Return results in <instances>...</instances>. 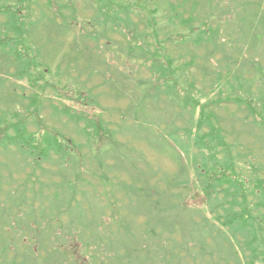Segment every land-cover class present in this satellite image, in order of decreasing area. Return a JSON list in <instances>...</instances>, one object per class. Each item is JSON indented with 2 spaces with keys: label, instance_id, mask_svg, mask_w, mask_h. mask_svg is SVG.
<instances>
[{
  "label": "rangeland",
  "instance_id": "obj_1",
  "mask_svg": "<svg viewBox=\"0 0 264 264\" xmlns=\"http://www.w3.org/2000/svg\"><path fill=\"white\" fill-rule=\"evenodd\" d=\"M99 1L102 4L98 0H54L53 4L21 0L29 31L11 34L15 42L31 49L23 58L33 66V82L28 75H18L23 67L11 57L14 53L4 58L11 48L0 31V122L3 116L11 118V111L27 115L21 102L32 103L33 95L40 92L39 116L26 117L30 130L65 134L70 138L65 143L75 152L60 165L67 171L62 174L64 181L57 154L52 152L41 161L45 169L33 176V155L26 159L24 152L15 154V146L9 151L0 145V264H264V239L256 241L254 249L260 257L253 262L256 251L248 247L244 234L249 230L252 236L256 231L261 235L264 207L241 213L249 216L245 227L254 225L238 233L236 244L226 240L235 228L216 220L223 206L228 212L239 197L242 206L251 207L247 192L257 189L255 201L264 194V186L259 185L264 182L260 109L264 107V91H260L264 84V0ZM112 3V14L125 20L121 32L120 26L117 31L106 29L103 21L96 23V6L107 8ZM152 16L157 20L154 26ZM6 20L0 15V30L5 29ZM205 20L216 40L197 43L187 31ZM90 33L100 34L98 44ZM130 37H135L132 42ZM134 42H148L151 51L161 42L182 76V89L191 85L196 99L204 104L212 100L206 112L216 119L208 127L215 124V136L221 128L227 143L223 156L230 167L224 165L221 154L220 161L210 160L209 167L201 164L197 171V157L211 155L193 151L189 143L190 137L196 138L197 121L203 119L200 109L189 105L185 109L183 98L172 105L166 92H158L159 96L153 89L145 93L139 85L145 84L142 79L152 78L154 62L149 59L145 64L143 58L128 57ZM80 91H90L92 98L75 101L73 96ZM245 95L253 99L246 102ZM63 103L93 118L94 126L87 131V122L75 123L56 112ZM250 104H256L258 111L252 112ZM108 130L110 137L106 138ZM191 131L194 134L188 136ZM213 137L210 134L205 139L212 142ZM104 170L110 179L130 185L135 196L125 201V191L122 201L106 196L117 189L115 181H101ZM199 170L211 179L226 178L236 192L235 199L229 204L225 184L220 200L215 193L207 203L197 185ZM189 180L192 183L186 187ZM147 186L152 197L146 196ZM249 197L253 199L254 194ZM147 199L160 200V205L154 207ZM184 201L187 205H180ZM227 217L228 213L221 223H227ZM238 225L243 222L238 220ZM57 246H63L66 253L49 254Z\"/></svg>",
  "mask_w": 264,
  "mask_h": 264
},
{
  "label": "trees",
  "instance_id": "obj_2",
  "mask_svg": "<svg viewBox=\"0 0 264 264\" xmlns=\"http://www.w3.org/2000/svg\"><path fill=\"white\" fill-rule=\"evenodd\" d=\"M9 1V2H8ZM0 0V15H4L7 17V20L4 24L5 29L0 30L2 33H4L7 36V40H9L8 42L10 44H8L7 46H9L11 48V50L9 51L8 56H4V58H10L9 56H11L13 53L14 54H18L19 55V60L18 57L12 55L11 57L15 58L17 61H20L21 65L23 67V69L18 73V75L20 77L23 78L24 75H28L29 80L31 81V71L30 69H32V65L30 61H27L26 58H23L24 52L27 50H31L27 45H25L22 42H15L13 39V35L11 33H16L18 35H24L27 34L29 29L27 28L28 26V22H27V18L25 16V13L23 14V5L21 0H15L16 2L11 0ZM24 1H28V0H24ZM54 0H49L50 4H53ZM97 1V0H95ZM143 0H139V3H143ZM219 1V0H218ZM212 2V1H210ZM98 3L102 4L99 0ZM132 3V2H131ZM113 4V3H112ZM135 4V2H133L131 5ZM121 9H125L124 6H119ZM127 7V6H126ZM96 10L98 12V16H97V21L96 23H102V21L104 22V26L106 27V29L108 28H113L115 30L118 31L117 27L120 26V32L121 30H123L121 27V23L122 21H125L121 18H117V14L114 15L112 14V12L115 11L114 8V4L104 8L101 5L96 6ZM121 11H125V10H121ZM222 11H224V8L222 9ZM156 11H153V13ZM179 15V14H178ZM64 19H67L65 16H62ZM109 20V23H107ZM155 20V21H154ZM152 25L154 26L155 24L154 22H157L156 20V16H152L151 20ZM188 23L190 21V19L186 20ZM206 22V20H205ZM203 23L200 24L198 26H193L191 27L187 32L189 33L188 37L193 38V41H197V43H202V42H211V41H215L216 40V33H214L213 29L210 28V24L209 23ZM116 26V27H115ZM86 34H83V36H85ZM89 35L92 36L93 39L99 40L100 39V34H94V33H90ZM184 36H187V34H183ZM194 35H197V37H193ZM208 36V38L206 37ZM141 37V36H140ZM88 38V37H87ZM135 38V37H132ZM131 39V42L133 41V39ZM137 38V37H136ZM208 42V43H209ZM161 43V42H160ZM160 43L155 44V50L151 51L149 48V43H136L134 42L133 44L130 43L129 49H130V55L128 57H131V55H133L134 57H138V58H143L144 63L146 64L149 59H152V61L154 62L153 65L150 68V73H151V77L154 78H149V79H142L145 84L143 85H139L140 87L144 88L145 93H150V90H155L157 93L161 92L164 93L166 92L168 97L171 98V102L170 104L175 105L177 103V100H180V98H183V106L186 109L187 105H189L188 107H193L196 110L200 109V113H201V118H203L202 120L200 119L199 121H197L198 125H197V130H196V138L190 137L189 139V143L191 148H193V151L196 150L198 151V149L207 152L209 154H211L208 157H197V171L200 167V165H206V167L210 166V160H216L215 158H221V154L222 156L224 155L225 150H227V143L226 140L224 138L223 132L220 128L219 130V134L218 136L216 135V126L214 124V128H210L208 127V124L212 123V120L216 119V116L211 113V112H206L208 111V108L210 106L212 100L208 99L206 102L207 104H204L203 101L196 99V97L193 95L192 89L189 88L191 85H188L187 89H182L181 86H184V84L181 82V77L178 76V74L176 73L178 71V68H174L175 62L174 59L171 57L167 56V51L164 49V46H162ZM98 44V42H97ZM108 46V45H107ZM86 48V47H85ZM86 50H89V48H86ZM138 50V51H137ZM137 51V52H136ZM161 51V53H160ZM139 52V53H138ZM145 55V56H144ZM169 59V60H168ZM40 67V66H39ZM183 71V70H182ZM41 71H39L40 73ZM148 81V82H146ZM33 82V81H31ZM36 83H39L38 80L35 81ZM52 83V82H51ZM148 83V84H147ZM53 86V85H51ZM40 85H37V88H40ZM46 86H43V91L45 90ZM260 91H264V84L261 85L260 87ZM181 91H183V93L181 94ZM57 93V92H55ZM61 93V92H60ZM159 93L156 94L159 96ZM32 94V93H31ZM62 94V93H61ZM90 91H88L87 93H83L82 91L78 92L77 96H73L75 101H84V99L88 100L89 98H92L90 95ZM246 102H249V99H253L252 95H245ZM43 96L40 92H36L33 95V101L32 103H25L23 100L22 105L27 109L26 114H19L18 112H13L11 111L10 113H12V117L10 118L8 115L3 116V119L0 122V145L3 144L4 150H14L10 147L15 146L16 149V153L24 152L25 155H23V157L27 159L28 158L32 159L31 155H33L34 157V162L35 166H32V164H28L26 163L25 165H30L32 166V175L34 176L36 174L37 170H41V169H45L41 167V161L43 160H47L51 157L52 152L55 153V155L57 154L59 156V166L60 165H65L68 161L69 158H72L73 155L75 154V152L70 151V147L68 145V143H65V139H69L68 141L70 142V138L66 137L65 134L59 133V132H53V131H49V130H42L39 129L37 131L34 130H30L29 128V124L27 123L26 117L27 116H34V117H38L40 114V111L42 110V106H43V100H42ZM159 99V98H158ZM158 99H156V101H158ZM245 100V98H244ZM89 101V100H88ZM241 102V101H240ZM251 102V101H250ZM82 103V102H81ZM252 112H257L258 110V106H256V104L251 105L250 104V108H249ZM261 109V113H262V117H264V107L263 105L260 106ZM56 112H60L61 114L67 116L69 118L70 121L75 122V123H79L81 120L87 122V125H85L86 130L88 131L89 128H91L92 126H94L95 121L93 120V118L91 117H84L82 114L80 113H76L74 112V110L72 109L71 106L66 105L65 103H63L62 108H55ZM7 113V111H6ZM82 116L84 118H82ZM205 123V125H207V127H202V125ZM214 123V122H213ZM194 134L193 131L188 133V136H192ZM212 135L216 138L217 144L215 143V138L213 137L212 142L206 140L205 138L208 135ZM89 141L92 140V136L91 135H87ZM110 137V131H107V135L106 138ZM114 139V137H113ZM202 143V144H201ZM20 152V153H21ZM97 153V152H96ZM98 154V153H97ZM203 155L206 156L205 153H203ZM224 161L225 159L227 160V158L225 156H223ZM218 161H220L218 159ZM226 163H224V165H228V167H230L231 165H229L230 163L228 161H225ZM113 169V168H111ZM230 169V168H229ZM227 170V169H226ZM59 173L62 175L65 172H67L63 167L60 166V169L58 170ZM105 172H103L102 176H100L101 181L105 180V179H110V176L108 175V172L106 170H104ZM66 174V173H65ZM31 177L28 176V181L29 178ZM62 177L64 178L65 181V177L66 175H62ZM78 177V175H76V178ZM99 177V176H98ZM198 182L199 184H197L198 186L201 187V193L204 194V196L206 197V202L208 203L210 198H212L215 193L217 196L220 195V191L223 188V186L226 184L228 187L226 188V194L228 195V197H230L231 199H229V204L235 199L234 197V193H236L235 191H231L233 186H230V184H227V179H223V178H218V179H211L210 177H208L205 173L204 170L201 171L200 170L198 172V176H197ZM115 181V182H113ZM260 181V180H259ZM113 182V186L114 188H116L117 190L115 192H106V196L108 197H116L119 200H123L124 197V193L123 191H125L126 196L124 197V201L126 199L131 200L133 198V196H135V194L132 192V187L128 184H126L125 182H123L120 179H116V180H112ZM184 182V181H183ZM189 182V183H188ZM188 182H185L184 185H186V187L189 186L190 183H192V180H189ZM211 182L213 183V185H217L216 187H214V189H212L213 185H211ZM65 183V182H63ZM63 183L62 185L58 184V188H60L61 186L63 187ZM122 183V184H120ZM233 183V182H231ZM188 185V186H187ZM232 185V184H231ZM260 186H264V182H260L259 183ZM258 185V186H259ZM20 186H17V193L20 190ZM148 187V186H147ZM150 189V190H149ZM155 189V188H153ZM225 188H223L224 190ZM23 190V189H22ZM152 189L150 187H148V189L146 188V196L148 197H152L154 195L153 191H151ZM236 190V188H235ZM150 191V192H149ZM257 189H254V191H249L247 192V200L248 203L249 202H253L251 204V207H247V206H242L243 203H240L241 197L238 198V202L237 204H233V207L235 208H227L228 212H225L226 208H224L223 206V213H219L218 216H216V220L218 221V223L223 224L224 227H226L228 224L235 228L234 230L231 229L232 235L231 237H227L226 236V240L227 241H233L236 244V240H238V233H244V230L248 227V225L245 227L244 225L248 224L249 222V216L248 215H244L241 214L243 212H251V211H258L260 209H262L264 207V194H262L260 196V199L255 201V195L257 194ZM121 195L120 197L117 195ZM251 194H254V198L251 199L249 196ZM20 195L22 196L23 193L20 192ZM20 196V198H21ZM239 196V195H238ZM21 201L24 200V197L22 199H20ZM149 203H152V205L158 206L160 205V200H149ZM217 200H220V196L219 198H217ZM205 202V203H206ZM206 203V204H207ZM113 204V202L111 203ZM180 205H187L186 201L180 203ZM228 205V204H227ZM226 205V206H227ZM253 206V207H252ZM228 213V219L226 221H228L227 223L224 221V223H221L224 219V215ZM260 214H262V210L260 212ZM264 214V213H263ZM250 215V214H249ZM238 220L243 222V226L238 225ZM238 225V226H237ZM254 224H249V227H252ZM261 229H263L262 227H264V224L260 226ZM247 228V229H248ZM235 232V233H234ZM246 234V244L247 241L249 242L250 245H248V247H252L253 246V251L256 253L252 254V258H253V262L258 261L260 255L258 254L259 252L257 250H255V244H257V240L259 239H264V229L261 233L260 236H258V231H256L255 233H253V236L251 234H249V230H246V232L244 233ZM250 240V241H249ZM239 243V242H238ZM48 246L44 245V247L46 248ZM63 246H57L55 248L54 252H51L50 254H65V250L61 249ZM255 248V249H254ZM237 252L238 249L236 250ZM205 250H204V254H205ZM244 254V253H243ZM247 254V253H246ZM262 262L264 263V256L262 258Z\"/></svg>",
  "mask_w": 264,
  "mask_h": 264
}]
</instances>
